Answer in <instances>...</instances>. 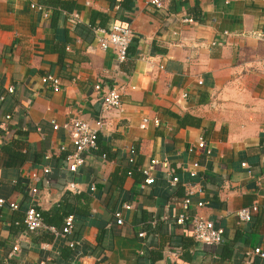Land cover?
Masks as SVG:
<instances>
[{"label": "crops", "instance_id": "obj_1", "mask_svg": "<svg viewBox=\"0 0 264 264\" xmlns=\"http://www.w3.org/2000/svg\"><path fill=\"white\" fill-rule=\"evenodd\" d=\"M60 1L71 12L52 17L51 0H0V198L19 206L0 209V264L13 245L15 264H264L247 256L264 250V0H164L161 9L147 0ZM32 3L50 17L32 11ZM116 23L134 33L121 65L111 50L99 49L90 28ZM46 74L60 80V91L41 84ZM114 85L122 87V111L105 115L98 150L72 175L63 159L70 141L52 122L92 123ZM199 138L209 156L186 152ZM154 159L169 162L175 188L156 165L154 184L140 190L137 171ZM194 161L198 176L190 178L185 169ZM44 167L50 173L35 184L31 175ZM128 168L136 170L132 177ZM70 181L78 194L67 189ZM184 183H199L193 200L206 205L190 214L222 227L223 245L198 244L190 224L177 223ZM123 203L132 209L116 225L113 214ZM32 205L45 213L68 205L73 234L19 229ZM252 205L258 211L251 221L239 223L237 211ZM71 240L79 245L69 248Z\"/></svg>", "mask_w": 264, "mask_h": 264}, {"label": "built area", "instance_id": "obj_2", "mask_svg": "<svg viewBox=\"0 0 264 264\" xmlns=\"http://www.w3.org/2000/svg\"><path fill=\"white\" fill-rule=\"evenodd\" d=\"M230 2L231 0H225V4H229ZM147 3L149 6L155 9H161L164 6V0H147ZM30 9L39 14L43 19H48L50 17V10L42 5L32 3L30 5ZM73 17L77 18L78 15L75 13L73 14ZM182 22L184 24H193V19L191 17H183ZM93 32L96 35V42L99 49L102 51L111 50L115 56L117 65H121L126 62L128 57V49L134 40V33L130 26L116 23L113 24L109 29L93 28ZM41 84L45 87H48L54 93L60 91V80L51 74L44 75L41 78ZM198 84L201 85L202 81L199 80ZM95 89L99 90L100 86L96 85ZM121 91L122 87L119 85H114L104 92L100 99L101 114L99 118L92 123H88L78 118L70 119L61 126H58L52 122L53 129L58 130L61 128L70 141L72 151L66 154L65 163L67 171L72 175L78 174V170L85 165L87 157L98 150V136L107 124L105 115L110 112L120 113L122 111V104L120 100ZM7 92L12 94L14 92V87H9ZM183 97L185 98V95H183ZM9 118V116H6L7 120ZM60 150L63 152L67 151L65 147H61ZM186 152L189 155L199 152L205 156H209L211 154L203 138H199L196 145L188 146ZM135 155V150L131 149L129 151L128 157V162L130 164L133 163ZM102 158L105 159V156H102ZM156 165L161 166L169 188H175L179 184V178L170 168L169 162L167 160L158 161L154 159L151 160L146 167L140 169L142 175L144 176L143 182L139 185L140 190H144L146 187L154 184V177L152 174ZM199 166V162L194 161L188 167H186L185 172L190 178H196L198 176L197 169ZM241 166L247 168L246 163H242ZM49 173L50 169L48 167H44L42 168L40 174L33 173L31 175V179L36 184ZM199 186V183L183 184L184 195L181 202L183 214L177 218V223L183 224L188 222L190 224L192 238L196 243L204 246L219 247L225 243L224 229L215 225L214 222L199 216L198 214H190V211L193 207L202 208L204 205H206L202 201L195 202L193 200L195 195L201 193V188ZM67 189L76 194L80 192L78 184L75 181H70L67 184ZM89 191H95V186L93 184L90 185ZM31 192L32 194H37L38 190L34 186L31 188ZM3 207H7L11 211H16L19 206L14 202L6 201L5 199L0 198V209ZM130 209H132L130 204L123 203L121 205V209L114 212L113 217L116 225H122L123 223L122 211H129ZM257 211V205L244 207L237 211L236 218L239 223L247 224L251 221L253 214H255ZM23 225L29 231L43 229L55 237H69L74 231V217L72 215L66 217L61 229H57L52 226H46L43 223L40 212L36 210L35 205H32L24 212ZM138 236L144 237V233H139ZM78 245L79 242L75 240L68 242V246L71 249L76 248ZM17 253H19V247L18 245H13L7 256V259L14 257ZM247 256L264 261V250L261 248H254Z\"/></svg>", "mask_w": 264, "mask_h": 264}, {"label": "trees", "instance_id": "obj_3", "mask_svg": "<svg viewBox=\"0 0 264 264\" xmlns=\"http://www.w3.org/2000/svg\"><path fill=\"white\" fill-rule=\"evenodd\" d=\"M51 3L53 4L52 5V10H53L52 17H57L59 15V13L62 12L63 10L67 11V12H71L70 11L71 8L69 6H67L64 2L60 1V0H51ZM119 24H122V23H119ZM90 28L93 29V28H101V27H99V26H91ZM102 156H105V154H102ZM65 158H66V155L63 158L64 161H65ZM126 162H127V164L129 166H131V164L128 162V158H127ZM135 171H136L135 169L128 168V170L125 172V175L127 177H132L133 174L135 173ZM137 172H139L142 175L140 169ZM142 177H143V180H144V176L143 175H142ZM143 180L140 183H142ZM67 209H68V205H65L63 210L58 209L54 213H49V212L45 213V212H42L41 210H39L38 208H36V210H38L40 212L41 216H42L43 223L46 226H52V227H55L57 229H61V227L63 225V222H64V219L66 217L72 215V212L67 211ZM74 213H76V212H74ZM79 213L82 214V215H87L86 211L79 212ZM17 224H18V226H21V227H19V229L20 228L23 229V230L26 229V227L23 225V217L21 218L20 221L17 222ZM71 255H72L71 251L70 252L67 251V255L66 256L68 258H70ZM7 262H8L7 264H15L13 258L7 259Z\"/></svg>", "mask_w": 264, "mask_h": 264}]
</instances>
